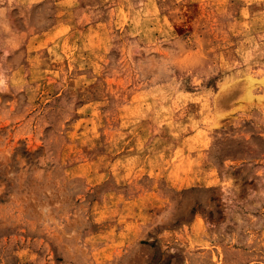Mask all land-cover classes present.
I'll use <instances>...</instances> for the list:
<instances>
[{
	"label": "rangeland",
	"instance_id": "374dc122",
	"mask_svg": "<svg viewBox=\"0 0 264 264\" xmlns=\"http://www.w3.org/2000/svg\"><path fill=\"white\" fill-rule=\"evenodd\" d=\"M246 76L264 0H0V264H264Z\"/></svg>",
	"mask_w": 264,
	"mask_h": 264
},
{
	"label": "bare ground",
	"instance_id": "6f19581e",
	"mask_svg": "<svg viewBox=\"0 0 264 264\" xmlns=\"http://www.w3.org/2000/svg\"><path fill=\"white\" fill-rule=\"evenodd\" d=\"M262 86V94L256 96L254 94L255 88ZM240 98L244 104L247 106H252L257 104L259 106H264V78L256 79L253 76H246L243 80H236L226 82L222 85L221 91L219 93L218 100H235ZM218 102V101H217Z\"/></svg>",
	"mask_w": 264,
	"mask_h": 264
}]
</instances>
